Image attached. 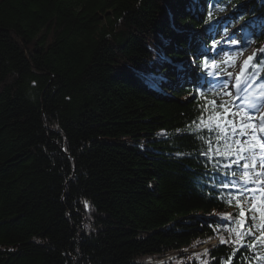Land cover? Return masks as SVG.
Returning <instances> with one entry per match:
<instances>
[{
	"label": "trees",
	"instance_id": "obj_1",
	"mask_svg": "<svg viewBox=\"0 0 264 264\" xmlns=\"http://www.w3.org/2000/svg\"><path fill=\"white\" fill-rule=\"evenodd\" d=\"M230 31L264 136V0H0V264H141L218 237L185 264H264L251 136L220 95ZM241 211L253 233L226 239Z\"/></svg>",
	"mask_w": 264,
	"mask_h": 264
},
{
	"label": "rangeland",
	"instance_id": "obj_2",
	"mask_svg": "<svg viewBox=\"0 0 264 264\" xmlns=\"http://www.w3.org/2000/svg\"><path fill=\"white\" fill-rule=\"evenodd\" d=\"M242 27V26H240ZM235 31V30H234ZM233 32V31H232ZM231 31L227 34L219 33L218 37V47L219 60H220V73L218 79L221 80V93L222 99L229 100L231 103L230 109L233 111L235 118H245L248 131L255 141L253 145V156L257 161L258 175L261 177L259 183V194L264 197V151L261 150V144H264V137L259 132L258 123L255 121L254 111H249L250 107L258 106L256 95L247 94L246 89L243 87V73L248 65L247 50L244 49L241 43L240 37L234 36L229 39L232 33ZM245 61L248 63L245 64ZM175 65L182 66V62H175ZM253 125H255V130H253ZM263 183V184H262ZM262 189V190H261ZM256 191H251V196L254 197ZM248 218L246 212L244 211V216L241 218L240 224L235 227L226 226L224 229L225 237L229 240H241L242 235L248 232ZM250 232H252L250 230ZM221 239L215 238L205 241L201 245H197L193 248H186L181 252L177 253H165L160 257L155 258V256L145 257V259L139 260L141 264H162L170 262L169 264H185L193 259H200L203 254L206 253L210 248L217 246ZM173 252V251H172ZM210 257H206V261Z\"/></svg>",
	"mask_w": 264,
	"mask_h": 264
},
{
	"label": "snow or ice",
	"instance_id": "obj_3",
	"mask_svg": "<svg viewBox=\"0 0 264 264\" xmlns=\"http://www.w3.org/2000/svg\"><path fill=\"white\" fill-rule=\"evenodd\" d=\"M229 39H231V38H229ZM251 59H252V57H249V60H251ZM247 63H248V62L245 61V64H247ZM144 78H145V79H150V78H153V77H152V74L149 73V74H146V75L144 76ZM249 111H255V107H250V108H249ZM261 124L264 125V117H261ZM253 130H255V125H253ZM261 131L264 132V127L261 128ZM242 134H243V133H242ZM260 147H261V150L264 151V144H261ZM262 159H264V157H262ZM245 167H247V165H245ZM85 206H87V202H86V201H85ZM240 215H241V216H244V212L241 211V212H240ZM262 218H264V217H262ZM254 219H255V218L253 217V220H254ZM260 239H261V243H264V234H262V237H261ZM241 247H249V245L242 244Z\"/></svg>",
	"mask_w": 264,
	"mask_h": 264
},
{
	"label": "bare ground",
	"instance_id": "obj_4",
	"mask_svg": "<svg viewBox=\"0 0 264 264\" xmlns=\"http://www.w3.org/2000/svg\"><path fill=\"white\" fill-rule=\"evenodd\" d=\"M182 68V67H181ZM183 69V68H182ZM179 253V252H181L182 253V251H173V252H171V253ZM161 255H157V256H155V258H158V257H160Z\"/></svg>",
	"mask_w": 264,
	"mask_h": 264
}]
</instances>
